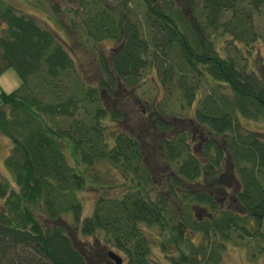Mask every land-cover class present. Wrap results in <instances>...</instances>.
<instances>
[{"label": "trees", "instance_id": "16d2710c", "mask_svg": "<svg viewBox=\"0 0 264 264\" xmlns=\"http://www.w3.org/2000/svg\"><path fill=\"white\" fill-rule=\"evenodd\" d=\"M0 22V72L19 79L0 89L14 181L0 178V264H92L65 212L124 264H225L228 240L264 252V129L238 118L264 117V67L246 58L264 42V0H78L71 29L112 40L92 82L33 15L0 0ZM144 67L190 113L136 95ZM99 159L118 188H97L80 217L83 169Z\"/></svg>", "mask_w": 264, "mask_h": 264}, {"label": "rangeland", "instance_id": "374dc122", "mask_svg": "<svg viewBox=\"0 0 264 264\" xmlns=\"http://www.w3.org/2000/svg\"><path fill=\"white\" fill-rule=\"evenodd\" d=\"M14 6L33 15L39 23L47 27L52 33L53 37L60 42L71 54L76 71L81 74V77L86 81L93 80L96 69L94 65L95 54L101 50L106 53L108 46L112 43L110 38H102L97 41H91L82 33L73 31L67 23L70 8L76 7L78 0H4ZM2 25V22H0ZM218 43V38L215 41ZM247 59L261 62L264 67V42L255 41L250 46L247 52ZM143 68V79L140 84L134 88V93L142 97L144 102L156 101L158 103L165 102L173 111H178L180 115L190 113L191 106L178 107V98L165 97L158 79L152 69ZM19 82L18 76L10 66L3 68L0 72V89L10 90ZM137 101L135 104L140 105ZM239 121L246 126L264 129V117L249 119L248 117L239 115ZM251 120V122H250ZM178 126V123H177ZM189 142L196 146L199 144L200 135L204 134L203 130L194 127L189 128ZM9 146V138L0 132V178L6 180L10 185L14 184L12 173L6 168L3 163V157L7 152ZM85 175V182L83 187L77 192L80 199V217L90 211L92 202L97 193V188L103 189L106 192H115L118 188V180L120 179L114 167L105 160H95L91 164L86 165L83 169ZM1 200V198H0ZM63 223L69 231L73 240L79 245L84 246V250L89 254L92 264H114L110 261V257L106 254L107 249H112L121 257V263L124 264V255L119 250L103 241L101 238L98 241L92 233H82L76 227L77 221L69 213H61ZM75 224V225H74ZM150 234H155V231L149 229ZM98 236V235H97ZM155 239L154 235L153 238ZM154 241V240H153ZM153 243L151 250L153 255L157 258L161 254L157 251L156 243ZM253 243L256 239L252 240ZM93 242V243H92ZM153 257V256H152ZM222 261L225 264H264V252L251 255L249 248L245 249L242 245H237L231 240L225 242L223 248Z\"/></svg>", "mask_w": 264, "mask_h": 264}, {"label": "water", "instance_id": "95a60500", "mask_svg": "<svg viewBox=\"0 0 264 264\" xmlns=\"http://www.w3.org/2000/svg\"><path fill=\"white\" fill-rule=\"evenodd\" d=\"M106 254L112 259V261L116 264L120 262V256L116 252H114L112 249H107Z\"/></svg>", "mask_w": 264, "mask_h": 264}, {"label": "flooded vegetation", "instance_id": "af4514ba", "mask_svg": "<svg viewBox=\"0 0 264 264\" xmlns=\"http://www.w3.org/2000/svg\"><path fill=\"white\" fill-rule=\"evenodd\" d=\"M110 260V259H109ZM111 261V260H110Z\"/></svg>", "mask_w": 264, "mask_h": 264}]
</instances>
